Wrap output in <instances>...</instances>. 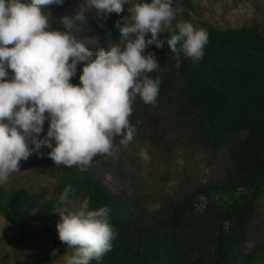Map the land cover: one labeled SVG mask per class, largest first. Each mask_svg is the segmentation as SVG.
Masks as SVG:
<instances>
[{
    "label": "clouds",
    "instance_id": "1",
    "mask_svg": "<svg viewBox=\"0 0 264 264\" xmlns=\"http://www.w3.org/2000/svg\"><path fill=\"white\" fill-rule=\"evenodd\" d=\"M63 4L0 0V185L42 147L50 149L54 165L85 171L97 155L112 154L117 136L130 142L135 98L155 105L162 83L149 75L160 66L146 51L149 46L164 47L160 34L168 33L166 42L179 68L181 54L198 63L209 42L207 31L192 22L173 23V0H85L87 10L105 19L128 6L125 22L116 24L123 47L113 43L94 53L72 31L74 20L86 23L85 15L63 17L64 30L51 28L45 9ZM81 63L80 82L74 84ZM46 120L47 133L40 138ZM72 191L71 185L63 190L55 210L59 239L73 249L64 264H91L111 251L117 233L107 206L68 207ZM234 193L247 192L239 188Z\"/></svg>",
    "mask_w": 264,
    "mask_h": 264
},
{
    "label": "trees",
    "instance_id": "2",
    "mask_svg": "<svg viewBox=\"0 0 264 264\" xmlns=\"http://www.w3.org/2000/svg\"><path fill=\"white\" fill-rule=\"evenodd\" d=\"M179 5L185 7V15L191 17L189 10L194 9L193 0H173V7ZM63 11L64 6L54 12L57 27L64 26ZM125 17L122 12L112 13L105 19L95 11L93 24L107 41L120 43L121 34L116 24L118 21L123 24ZM201 24L209 36L201 61L193 63L181 54V65L177 68L176 54L169 50L166 42L167 34L162 51L155 55L164 70L158 69L149 75L161 79V96L180 84V94L176 97L178 110L196 120L193 139L205 149L216 151L229 137L240 138L231 149L230 184L219 191L222 204L207 206L203 211L206 234L197 230L194 195H186L183 201L152 216L139 189L126 196L115 195L98 179L91 164L85 171L63 166L60 181L55 186L56 196L38 205L35 213L34 197L9 196L0 190V213L10 226L17 220L22 221L20 245L30 226L27 219L41 222L49 233L57 231L60 218L47 221L43 217L56 210L59 195L71 185L70 200L85 195L89 209L103 206L110 209V223L117 233L111 251L91 264H264L263 246L241 251L257 211L256 200L264 193V33L256 25L220 29L207 21ZM130 122L135 131V116ZM239 188L247 193L232 196ZM212 191L204 188L201 193H207L210 199L218 197V193ZM60 247L67 245L58 237L44 264ZM191 253L200 257L191 260Z\"/></svg>",
    "mask_w": 264,
    "mask_h": 264
},
{
    "label": "rangeland",
    "instance_id": "3",
    "mask_svg": "<svg viewBox=\"0 0 264 264\" xmlns=\"http://www.w3.org/2000/svg\"><path fill=\"white\" fill-rule=\"evenodd\" d=\"M84 2L85 0H64L61 21L65 16L74 17L78 13L85 15L86 23L74 20L72 31L95 53L99 48H108L113 43L107 41L94 26L96 10H87ZM193 3L194 9L189 10L191 17L185 15V7H174L177 10L174 24L177 21H190L206 31L202 21L210 22L220 29H240L256 25L264 33V0H193ZM62 6L52 5L50 10L45 9L53 29L64 30V26H55L54 15ZM127 7L126 5L123 12L126 17L129 15ZM167 34L161 33L160 38L164 39ZM149 36L150 33L146 34V38ZM119 44L123 47L122 40ZM162 48L150 45L146 51L156 55ZM82 68L83 63L78 65L77 75L72 78V83L80 82ZM158 69L164 70L161 64ZM9 73L11 75V70ZM179 91L180 84L176 89L171 87L166 90L163 96L159 92L155 105L145 104L137 96L131 115L136 118L132 140L125 144L122 143L124 137L117 136L113 142L112 154L97 155L91 164L98 179L115 195L126 196L139 189L152 216L168 210L174 203L183 201L186 195H194V218L199 224L197 230L205 235L203 211L207 206L222 204L219 191L230 184L233 163L231 149L240 138L235 135L229 137L216 151L205 149L193 139L196 120L178 110L176 97L179 96ZM48 126L49 122L46 120L40 138L46 135ZM49 151V148L42 147L39 152H33L27 160H21V171L13 173L8 182L0 185V190L6 195L25 194L34 197V213L37 212L38 205H43L56 196L55 186L62 175L63 165H54V161L47 155ZM204 188L217 192L218 197L207 198L210 197L207 193H201ZM232 196H236L235 193ZM228 200L231 201L232 197ZM82 206H89V199L85 195H78L68 204V207L73 209ZM256 206L257 211L248 227L242 252H249L257 245L264 248V193L256 200ZM59 218V213L53 211L46 214L43 220ZM26 221L30 222V226L24 243L20 245L22 221L17 220L10 226L8 220L0 213V264H44L45 257L59 237L58 231L49 233L41 222L28 219ZM226 226L228 228L229 224L226 223ZM72 252L71 248L60 247L55 255L51 253L46 264H64L65 256L71 255ZM196 254L191 253L190 259L200 257V254Z\"/></svg>",
    "mask_w": 264,
    "mask_h": 264
}]
</instances>
